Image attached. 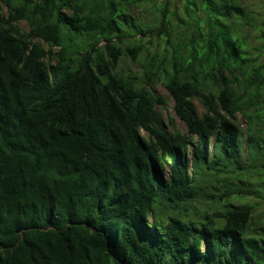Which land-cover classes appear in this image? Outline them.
Here are the masks:
<instances>
[{
	"label": "trees",
	"instance_id": "trees-1",
	"mask_svg": "<svg viewBox=\"0 0 264 264\" xmlns=\"http://www.w3.org/2000/svg\"><path fill=\"white\" fill-rule=\"evenodd\" d=\"M181 1L0 0V264H264V0Z\"/></svg>",
	"mask_w": 264,
	"mask_h": 264
},
{
	"label": "rangeland",
	"instance_id": "rangeland-1",
	"mask_svg": "<svg viewBox=\"0 0 264 264\" xmlns=\"http://www.w3.org/2000/svg\"><path fill=\"white\" fill-rule=\"evenodd\" d=\"M243 3H246L247 5H250L251 7L253 8H257V9H260L261 5H262V2L261 0H242ZM181 6H182V1L181 0H170V6H169V9H168V13H167V16H171V17H174L175 15H179L181 16ZM0 11H3L1 9V5H0ZM137 13V11H134ZM139 12V11H138ZM158 14V13H157ZM141 20H144L146 19V15L145 14H140L138 16ZM22 28L23 29H27V25L25 23H22ZM180 32H182V30H180ZM254 35V36H253ZM258 37V34L256 32H254L252 34V37L250 38V43L254 46H256L257 44H260V41H257L256 38ZM149 37L148 38H145L144 41H148ZM152 44H153V49L158 47L159 45L157 44L156 40L152 39ZM46 47V46H45ZM127 65H129L130 67H132V69H135V65H132L129 63V60L127 61ZM158 93L161 95V96H166V92L164 90V88L162 87H158ZM194 105L196 107V109L202 113L204 111L202 105L200 104V102L198 100H194ZM178 125H180V127L182 129H184L183 125L181 123H177ZM252 201H256V198L252 196L251 198ZM200 202L196 203V206L199 208V206H203L202 204H199ZM209 205H211V202H208ZM259 214L261 215H264V203L261 202L260 203V208H259Z\"/></svg>",
	"mask_w": 264,
	"mask_h": 264
}]
</instances>
